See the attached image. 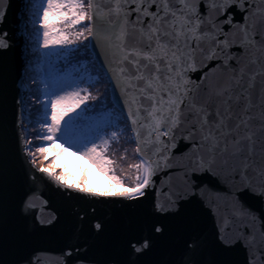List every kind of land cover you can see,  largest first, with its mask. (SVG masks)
I'll use <instances>...</instances> for the list:
<instances>
[{"label":"snow or ice","instance_id":"snow-or-ice-1","mask_svg":"<svg viewBox=\"0 0 264 264\" xmlns=\"http://www.w3.org/2000/svg\"><path fill=\"white\" fill-rule=\"evenodd\" d=\"M25 6L31 12L37 47L47 50L41 55L49 64L53 57L87 53L89 45L80 48L78 42L104 41L110 57L105 75L120 90L122 116L126 109L118 121L125 129L109 125L115 130L101 144L95 139L64 142L124 186L105 153L110 141L119 143L122 133L130 132L140 162L129 166L137 172L133 186L117 196L140 199L158 171L174 168L179 183L166 193L165 202H157V213L179 215L185 207L182 200L214 205L212 240L193 233L185 241L182 264H206L202 257L210 243L225 249L239 244L246 253L245 264H264V209L253 205L264 203V0H26ZM4 17L0 9V23ZM4 35L0 49L8 47ZM212 68L219 69L218 78L209 75ZM86 82L91 86L93 78L85 81L79 72L57 74L45 93L54 98L44 104L38 139L54 144L67 135L81 115L70 114L91 96L81 88ZM104 131L97 127L96 138ZM45 152L43 146L35 152L25 149L33 157V167L37 153ZM39 171L57 186L86 196L112 195L67 183L49 167ZM222 191H227V199H213ZM94 227L102 231L100 223ZM151 231L162 235L164 229L154 224ZM129 246L140 254L151 244L145 238L129 241Z\"/></svg>","mask_w":264,"mask_h":264},{"label":"water","instance_id":"water-1","mask_svg":"<svg viewBox=\"0 0 264 264\" xmlns=\"http://www.w3.org/2000/svg\"><path fill=\"white\" fill-rule=\"evenodd\" d=\"M25 5L26 0H0V9L5 11L0 35L6 34L8 44L0 49V264H182L185 241L193 233L211 241L216 218L214 205L204 206L199 199L191 204L182 200L185 207L179 215L155 211L157 202H165L166 193L175 191L174 185L179 183L174 168L158 171L145 196L130 201L117 195L86 196L57 186L30 163L32 157L25 154L23 97V75L29 64ZM89 40L95 61L100 69L105 66V75L110 66L106 45L100 38ZM209 75L218 78L220 71L212 68ZM109 87L113 105L121 113L120 90L114 81ZM217 195L228 197L227 191L214 193L213 199ZM25 202L31 206L26 207ZM253 205L264 209V203ZM96 223L102 231H96ZM154 224L163 227L162 235L151 231ZM145 238H149L150 248L135 253L129 241ZM202 259L206 264H245L246 253L236 243L231 249L210 243Z\"/></svg>","mask_w":264,"mask_h":264},{"label":"trees","instance_id":"trees-1","mask_svg":"<svg viewBox=\"0 0 264 264\" xmlns=\"http://www.w3.org/2000/svg\"><path fill=\"white\" fill-rule=\"evenodd\" d=\"M88 42H90V40H88ZM89 50L90 49H88L87 53L81 51L78 56L69 57L65 60L63 58L60 62L59 74L63 76V74L65 75L66 73L76 74L79 72L80 75H83L85 81H88L89 76L93 78L91 86H89L87 82L83 83L84 88H86L91 94L90 99L92 101L93 109H91L87 117L79 120L78 134L79 136L97 140L100 139L95 136L97 127H104L105 131L100 134V137H106L108 139L111 136L112 131L115 130L114 127H109V125L118 127L119 129H125L124 123H118V121L123 120L124 116H122L116 107L110 103L109 83L103 72H101L97 66ZM38 60L43 61L42 57ZM36 66H39V64ZM38 72L39 74L36 72L33 74L35 91L32 94V100L34 99L32 129L33 137L37 144L46 147L48 141L37 138V133L42 132L40 121L43 119L45 104V81L41 77L43 75L41 71L38 70ZM96 73H99V80L95 79ZM46 134V132L42 133V135ZM110 144L111 146L108 148L106 154L109 159L114 161L112 167L115 170V175L121 178L123 184L126 186H133L137 172L134 168H130L129 166L139 163L140 159L135 151L136 144L132 139V134L125 131L120 136L119 143L110 141Z\"/></svg>","mask_w":264,"mask_h":264},{"label":"rangeland","instance_id":"rangeland-1","mask_svg":"<svg viewBox=\"0 0 264 264\" xmlns=\"http://www.w3.org/2000/svg\"><path fill=\"white\" fill-rule=\"evenodd\" d=\"M29 13V18H28V35L30 37V42L33 43L35 39L34 37V28L31 23V18H30ZM87 23V22H85ZM38 28L39 26L36 25ZM83 27V25H81ZM36 41V40H35ZM88 44V40H84L83 44L78 45L80 48L83 47V45ZM30 49H34V47H30ZM47 50L43 49L42 47H37L36 48V54H39L40 57H42L43 60V65L42 67L46 71L47 75V81L44 83L45 85V93L49 91L50 85L54 82L57 74H58V66L60 67V62L63 59V57H53L51 64L47 63L44 59V57L41 55L43 52ZM33 54V53H32ZM66 58H64L65 60ZM39 61V60H38ZM36 62L37 64L40 65L39 62ZM30 74V77L32 73L28 71V75ZM71 74V73H70ZM61 75V74H60ZM67 75V74H65ZM26 88L29 92L28 96L33 92L32 90L34 89V85L31 80L26 81ZM81 88H84V84H81ZM88 91V90H87ZM89 92V91H88ZM63 94V93H61ZM45 98V103L49 99H53L54 97H49L47 95H44ZM110 100L113 104L112 97L110 94ZM27 106H28V115H32V106H31V99L28 97L27 98ZM86 109V111H85ZM92 108V101L89 98L86 104L81 105V108L77 109L76 112L71 113L70 115L75 116L77 113H81L79 120H81L84 117L88 116V113L91 111ZM48 111H51V108L49 106ZM67 120L68 117H65ZM79 120L70 128L67 130V135L63 137V139H58L56 143H52L51 141H48V145L45 147L46 152L44 156L39 155L37 153V156L35 157L37 161V166L38 167H49V168H55L56 170H60V175L64 176V173H70L74 172L76 174V180L74 181V185H82L87 188L95 187L98 190H101L103 192H113L116 190H119L120 188H125L128 189L129 187L123 184L124 186L118 185L112 178H111V173L105 172L101 167H99L97 164L91 162L84 156L80 155L75 147H69L68 143H65V140H69L70 143H80L85 140H92L83 136H79V129H78V122ZM48 123H51V120H48ZM25 131L27 135L28 141H31L29 144V149L33 152L36 151L37 146H40L37 144L36 140L33 137V129L31 123L25 124ZM35 136V135H34ZM57 136H61V133H57ZM102 139H107L106 137H100V139L96 140L97 144H101ZM91 147V144L88 145ZM67 148V151H64V149ZM106 157L107 154L105 153ZM138 155V154H137ZM46 157V158H45ZM139 157V156H138ZM108 158V157H107ZM33 159V157H32ZM140 159V158H139ZM100 179L99 183L95 184L93 179ZM119 178V177H118ZM121 179V178H120Z\"/></svg>","mask_w":264,"mask_h":264},{"label":"bare ground","instance_id":"bare-ground-1","mask_svg":"<svg viewBox=\"0 0 264 264\" xmlns=\"http://www.w3.org/2000/svg\"><path fill=\"white\" fill-rule=\"evenodd\" d=\"M29 13H30V11L28 10V11H26V13H25V15L27 16V21H26V24H27V26H26V34H25V41H26V47H27V62L29 63L28 64V66H27V68L25 69V75H23L24 76V79H25V85H26V81H28V80H31L32 81V83H33V85H35L34 84V72H36V73H38L39 74V72H38V70L39 71H41V73L44 75H42L41 77L43 78V80L46 82L47 81V75H46V71H45V69L42 67V65H43V61H38V59L40 58V55L39 54H36L37 52H36V48H37V42L35 41L36 39H35V36L33 37V39H35L34 40V42L33 43H31L30 42V37L31 36H29L28 35V28H29V25H28V18H29ZM30 18H31V14H30ZM34 33V32H33ZM30 47H34V49H30ZM89 49H90V47H89ZM90 51V53H91V55H92V57L94 58V56H93V54H92V52H91V50H89ZM33 53V54H32ZM95 60V59H94ZM39 62L40 63V65L39 66H36V65H38L36 62ZM96 62V61H95ZM96 64H97V66L99 67V65H98V63L96 62ZM37 68H38V70H37ZM99 69H100V67H99ZM101 70V69H100ZM28 71H30L31 73H32V75H31V77H30V74L28 75ZM60 72H59V66H58V74H59ZM66 74H69V73H66ZM104 74V73H103ZM60 75V74H59ZM33 76V77H32ZM63 76H64V74H63ZM107 82H108V80H107ZM109 83V82H108ZM24 85V88H23V97H24V117H25V124H26V122L29 124V123H31V125H32V123H33V118H32V115L31 116H29L28 115V106H27V98L29 97L30 99H31V106H32V110H33V104H34V99L32 100V97H33V92L35 91L34 89L32 90L33 92L28 96V94H29V92H28V90H27V88H26V86ZM109 90H110V87H109ZM111 94V93H110ZM25 139L27 140V142H28V139H27V135H26V131H25ZM27 145H28V149H29V144L27 143ZM49 170L50 171H52L55 175H60L61 173H60V170H56L55 168H49ZM65 175L63 176V178H64V180L67 182V183H70V184H73L74 183V181L76 180V174L74 173V172H70V173H64ZM94 180V183L95 184H97V183H99V181H100V179H97V178H95V179H93ZM90 189H92L94 192H97V193H111L112 195H116V193H118V192H126L128 189H125V188H120L119 190H116V191H113V192H103V191H101V190H98V189H96L95 187H91Z\"/></svg>","mask_w":264,"mask_h":264}]
</instances>
